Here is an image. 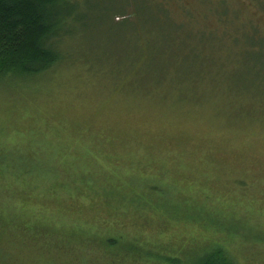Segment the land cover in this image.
Returning a JSON list of instances; mask_svg holds the SVG:
<instances>
[{
  "label": "rangeland",
  "instance_id": "374dc122",
  "mask_svg": "<svg viewBox=\"0 0 264 264\" xmlns=\"http://www.w3.org/2000/svg\"><path fill=\"white\" fill-rule=\"evenodd\" d=\"M158 1L78 0L85 63L0 83V264H199L206 245L264 264V55H246L264 0H165L200 36L142 90L163 72L129 67L168 25Z\"/></svg>",
  "mask_w": 264,
  "mask_h": 264
},
{
  "label": "trees",
  "instance_id": "16d2710c",
  "mask_svg": "<svg viewBox=\"0 0 264 264\" xmlns=\"http://www.w3.org/2000/svg\"><path fill=\"white\" fill-rule=\"evenodd\" d=\"M77 2L78 0H0V83L6 85L4 86L6 90L11 89L7 87L8 85L15 87L12 88L13 90L24 89L21 87L31 85L30 82L46 76L59 66L75 65V61L85 63L83 59H74L66 50V42L72 37L73 28L82 22ZM152 8L157 18H165L169 21L168 25L160 28L161 24L156 27L161 37L147 43L143 53L133 56L129 67L132 70H139L144 66L153 68L154 66L151 65L156 64L158 70L163 72L160 76L150 79L155 82L150 86H142V90H150V87L156 89L166 85L167 76L173 71L176 61L187 58L184 56L188 48L186 41L188 40L192 45L193 41L196 42L200 36L192 32L189 20L178 18L177 14L170 10L167 1H158ZM120 17H124L125 20L121 23L115 22V19ZM132 18L131 13L121 12L114 14L110 22L121 26ZM185 26L192 31L186 30ZM170 30H172L173 38L167 37ZM252 35L260 39L255 40L251 37L246 55L250 53L264 55V38L256 34ZM196 50L197 58L204 56L203 66L200 69L207 70L208 65L205 66V64H207L206 61L209 62V57L205 53L206 49L196 46ZM206 52L209 54L208 51ZM260 67L264 68V58ZM174 71L176 73V70ZM187 82L185 77L177 76L176 80L174 76L172 85L166 92L178 91L180 95H185ZM137 88L139 87L133 86L132 89ZM108 243L113 244L115 241L110 239ZM207 249V245L201 249L203 252L199 258V264H235L227 256L223 247L217 245Z\"/></svg>",
  "mask_w": 264,
  "mask_h": 264
}]
</instances>
